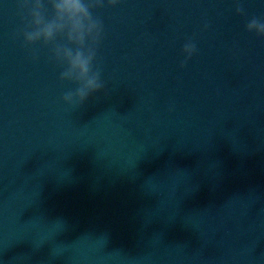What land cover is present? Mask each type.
I'll list each match as a JSON object with an SVG mask.
<instances>
[{"label": "water", "instance_id": "obj_1", "mask_svg": "<svg viewBox=\"0 0 264 264\" xmlns=\"http://www.w3.org/2000/svg\"><path fill=\"white\" fill-rule=\"evenodd\" d=\"M103 3L70 105L0 0V264H264V0Z\"/></svg>", "mask_w": 264, "mask_h": 264}, {"label": "clouds", "instance_id": "obj_2", "mask_svg": "<svg viewBox=\"0 0 264 264\" xmlns=\"http://www.w3.org/2000/svg\"><path fill=\"white\" fill-rule=\"evenodd\" d=\"M116 3L108 0L110 5ZM103 6V0H17L22 26L14 37L22 36L25 46L40 43L48 49L49 59L63 69L60 79L76 84L62 97L70 105L82 104L105 86L99 67L94 65L103 24L92 11ZM236 11L243 9L237 6ZM246 28L264 36V21L252 18ZM31 51L35 58L38 50ZM182 51L186 62L196 52V44L188 40Z\"/></svg>", "mask_w": 264, "mask_h": 264}]
</instances>
